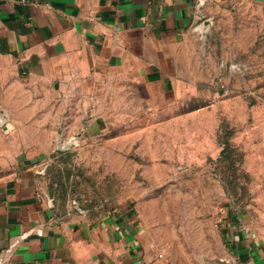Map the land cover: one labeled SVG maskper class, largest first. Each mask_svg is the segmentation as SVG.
I'll return each mask as SVG.
<instances>
[{
  "label": "rangeland",
  "instance_id": "obj_1",
  "mask_svg": "<svg viewBox=\"0 0 264 264\" xmlns=\"http://www.w3.org/2000/svg\"><path fill=\"white\" fill-rule=\"evenodd\" d=\"M181 52L175 89L105 71L44 92L54 101L38 102L37 117L78 129L34 136L38 187L61 212L133 208L175 264H226L217 231L226 210L264 241V5L230 4L196 25ZM94 118L100 132L83 135Z\"/></svg>",
  "mask_w": 264,
  "mask_h": 264
},
{
  "label": "crops",
  "instance_id": "obj_2",
  "mask_svg": "<svg viewBox=\"0 0 264 264\" xmlns=\"http://www.w3.org/2000/svg\"><path fill=\"white\" fill-rule=\"evenodd\" d=\"M237 1L0 0V263L166 264L133 208L98 216L61 212L41 193L42 155L32 154L41 152L34 136L70 135L78 127L59 129L53 114L48 125L49 116L38 118L35 105L51 104L54 98L43 93L64 81L105 71L138 73L149 86L180 87L187 60L181 49L191 31ZM80 129L98 135L99 121ZM15 134L22 138L10 143ZM239 220L226 210L217 226L220 260L264 264V241L252 240Z\"/></svg>",
  "mask_w": 264,
  "mask_h": 264
},
{
  "label": "built area",
  "instance_id": "obj_3",
  "mask_svg": "<svg viewBox=\"0 0 264 264\" xmlns=\"http://www.w3.org/2000/svg\"><path fill=\"white\" fill-rule=\"evenodd\" d=\"M159 257H164L166 259V264H175L171 262V260H169L163 252L159 255ZM0 264H2V262Z\"/></svg>",
  "mask_w": 264,
  "mask_h": 264
}]
</instances>
